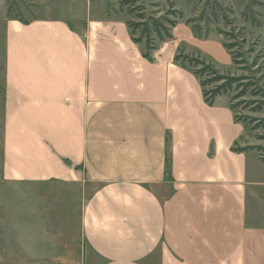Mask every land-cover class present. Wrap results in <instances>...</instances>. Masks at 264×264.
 Segmentation results:
<instances>
[{
    "label": "crops",
    "instance_id": "1",
    "mask_svg": "<svg viewBox=\"0 0 264 264\" xmlns=\"http://www.w3.org/2000/svg\"><path fill=\"white\" fill-rule=\"evenodd\" d=\"M98 45L67 18L9 21L4 173L97 183L82 213L90 264H264V224L248 206L250 194L264 205V180L248 172L251 150L215 138L216 99L202 94L211 117L184 121L168 86L179 63H114ZM152 68L161 86L152 74L142 82Z\"/></svg>",
    "mask_w": 264,
    "mask_h": 264
},
{
    "label": "rangeland",
    "instance_id": "2",
    "mask_svg": "<svg viewBox=\"0 0 264 264\" xmlns=\"http://www.w3.org/2000/svg\"><path fill=\"white\" fill-rule=\"evenodd\" d=\"M121 1L0 0V264H90L87 260L89 248L82 229V213L87 198L97 186L91 181L77 184L67 181H16L4 173L2 130L9 21L28 22L50 16L67 18L74 28L88 32L90 42L98 41L101 54L105 48V57H110L109 60L114 63L126 61L139 65L141 58L152 61L158 57L163 62L167 59L176 61L177 58V63H187L190 58L201 56L221 72L254 77L257 85L264 90V0H217L221 4L219 9L214 8V0H136L129 4H122ZM130 7H135L132 14L127 12ZM245 8L248 9L249 20L242 16ZM138 11H143L147 20L149 16L162 15L173 20L175 25L169 30L170 36L160 40L152 34L154 41L148 46L146 36L142 37L139 30L131 34L127 21H137L135 13ZM138 36L141 41L135 42L133 39ZM226 41L234 45L232 55H240L238 59H243L245 64H233V56L224 47ZM242 65L248 67L247 72L241 68ZM105 66L104 69L110 71L114 65ZM155 71L152 68L150 73H141L145 76L142 82L145 83L146 76L150 74L157 81ZM168 72L171 78L168 86L172 85L180 92V115L184 121L194 115L204 120L213 114L218 123L216 139L226 144L232 140L240 143L239 147L258 145L264 149V109L252 110L255 104L248 102L236 106L235 115L251 123L246 128L233 120L227 107L229 94L215 98L216 114L212 111L208 116L199 106L201 87L192 67L180 65V72L170 68ZM158 83L161 86L159 77ZM213 87L207 85L205 88L210 90ZM250 99L264 100L247 94L240 101ZM257 124L258 128H251ZM261 154L264 151L259 152L255 148L248 151L247 168L250 176L264 180V161H257V155L260 159ZM221 161L237 164L240 160L233 154L222 152ZM251 188L257 190L256 187ZM250 195V213L258 216L264 224V205H259Z\"/></svg>",
    "mask_w": 264,
    "mask_h": 264
},
{
    "label": "trees",
    "instance_id": "3",
    "mask_svg": "<svg viewBox=\"0 0 264 264\" xmlns=\"http://www.w3.org/2000/svg\"><path fill=\"white\" fill-rule=\"evenodd\" d=\"M136 0H122V4L133 3ZM214 8H221V4L214 0ZM135 7H130L127 12L128 14H132L134 12ZM178 12V11H177ZM248 9L245 8L242 11V16L249 20V16L247 15ZM137 17V21H127V25L131 30V34H135L137 30H139L140 35L146 36V44L150 46L154 39L151 38V35L154 34L158 37V39L163 40L164 37H169V30L171 26L175 25V22L165 15L160 17H151L149 16L148 20L144 17L143 11H138L135 13ZM224 18L226 16L224 15ZM251 20L253 19L250 17ZM227 20V19H226ZM250 20V21H251ZM253 21V20H252ZM230 22H228L229 24ZM222 33V32H221ZM135 38V37H134ZM135 42H140L139 36L133 39ZM233 44L226 41L224 43V47L228 50L229 54L233 56L232 62L234 65L238 66L239 64H245L243 59H238L240 55H232ZM234 54V53H233ZM177 62V58H176ZM181 66H186L187 64L192 67L193 74L198 79V82L202 89V94L204 100L208 104H213L214 100L217 96L228 95L229 96V107L235 112L236 106L241 104L242 102H248L249 104H255L252 107V110L261 111L264 109V100L260 99H250L249 101H240V98L245 95L252 96L254 98H264V90L257 85L256 80L252 76L248 75H233L229 72H221L217 69L211 62H208L205 58L199 56L197 59L190 58L187 63L179 62ZM243 70L248 71V67L246 65H242ZM206 78V79H204ZM207 85H213L214 87L210 90L206 89ZM237 100V103L234 101ZM234 118L237 122L242 123L246 128L250 126L251 123L246 118H240L234 113ZM258 124L252 126V129L258 128ZM262 138V137H258ZM255 148L257 151L262 152L264 149L258 145H245V146H235L234 151L236 152H244L248 150H252ZM260 159L264 161V154L260 155Z\"/></svg>",
    "mask_w": 264,
    "mask_h": 264
}]
</instances>
